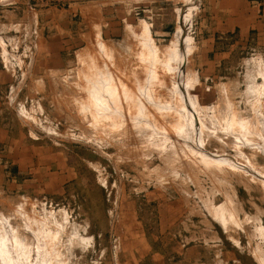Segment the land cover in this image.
<instances>
[{
  "label": "rangeland",
  "instance_id": "1",
  "mask_svg": "<svg viewBox=\"0 0 264 264\" xmlns=\"http://www.w3.org/2000/svg\"><path fill=\"white\" fill-rule=\"evenodd\" d=\"M88 1L47 90L21 94L16 164L0 145V263L264 264V11L159 0L101 27ZM92 70L138 92L119 125Z\"/></svg>",
  "mask_w": 264,
  "mask_h": 264
},
{
  "label": "crops",
  "instance_id": "2",
  "mask_svg": "<svg viewBox=\"0 0 264 264\" xmlns=\"http://www.w3.org/2000/svg\"><path fill=\"white\" fill-rule=\"evenodd\" d=\"M157 1L94 0L102 11L106 4L113 11L110 22H105L106 16L99 13L97 25L108 26L112 22L117 26L119 22L127 21L133 10L147 9ZM199 1L201 5L204 3ZM228 1L233 3L228 7L230 10L258 8V11H264V0ZM89 4L88 0H0V145L10 144L7 156L15 164L22 146V141L16 140L19 134L14 125L19 119L16 106L21 101V94L24 91L36 93L39 87L42 91L47 90L46 77L54 72L51 61L63 59L69 47L71 25L79 15L84 20L92 16L85 11ZM185 6L192 8L191 1L188 0ZM121 9L126 11L125 18L118 14ZM1 155L5 153L0 152Z\"/></svg>",
  "mask_w": 264,
  "mask_h": 264
},
{
  "label": "bare ground",
  "instance_id": "3",
  "mask_svg": "<svg viewBox=\"0 0 264 264\" xmlns=\"http://www.w3.org/2000/svg\"><path fill=\"white\" fill-rule=\"evenodd\" d=\"M189 15V14H188ZM186 19H188V18H186ZM146 27V26H145ZM147 28H149V27H147ZM150 30V29H149ZM149 30H148V32H149ZM148 34V33H147ZM147 34H146V36H147ZM145 35V34H144ZM101 36V35H100ZM148 36H149V34H148ZM147 36V37H148ZM143 37V36H142ZM147 37H145V39L147 38ZM181 37H183L182 35H181ZM149 38H151V37H149ZM101 41V40H100ZM147 41H148V39H147ZM151 41V40H150ZM177 41H179L178 39H177ZM102 43V42H101ZM180 43V41L177 43V45ZM102 44H104V43H102ZM153 44V43H152ZM6 45V44H5ZM106 45V43L104 44V46L103 47H106L105 46ZM146 45V44H145ZM175 45H176V43H175ZM177 45H176V47H177ZM102 47V48H103ZM146 47V46H145ZM154 47V46H153ZM176 47H175V49H176ZM180 46H178L177 48H179ZM147 48V47H146ZM155 48V47H154ZM101 49V48H100ZM99 49V50H100ZM108 49V48H107ZM152 49V48H151ZM104 50V49H103ZM154 50V49H153ZM158 50V49H157ZM156 50V51H157ZM170 50H171V48H170ZM155 51V50H154ZM154 51H151L152 53H154ZM156 51H155V53H156ZM177 51V50H176ZM175 51V52H176ZM179 51V50H178ZM107 52H108V50H107ZM143 52V51H142ZM104 53H105V50H104ZM145 53H147V51L145 52ZM151 53V54H152ZM103 54V53H102ZM112 54V53H111ZM144 54V53H143ZM148 54H150L149 53V51H148ZM150 54V55H151ZM158 56H157V58H159V54L158 53H156ZM165 54V53H164ZM164 54H163V56H164ZM168 54V53H167ZM170 54V53H169ZM172 54V53H171ZM178 54H180V52L178 53ZM146 55V54H145ZM144 55V56H145ZM154 54H152V56H153ZM176 55H177V52H176ZM176 55H172V56H176ZM86 56V55H85ZM107 56H108V54H107ZM141 56V55H140ZM143 56V55H142ZM141 56V57H142ZM142 57V58H145V57ZM155 56V55H154ZM153 56V57H154ZM168 56V55H167ZM178 56V55H177ZM153 57H152V61L150 60V62H153V60L156 58V57H154V59H153ZM166 57V56H165ZM169 57H170V55H169ZM107 58V57H106ZM108 58H111L110 57V53H109V57ZM164 58V57H163ZM171 58H173V57H171ZM170 58V59H171ZM179 58V57H178ZM97 59V58H96ZM113 59V58H112ZM146 59V58H145ZM148 59V58H147ZM166 59V58H165ZM165 59H163V60H165ZM168 59V58H167ZM98 60V59H97ZM143 60V59H142ZM160 60H161V58H160ZM110 61V60H109ZM144 61V60H143ZM146 61V60H145ZM144 61V62H145ZM148 61L149 60H147L146 62L148 63ZM159 61V60H158ZM162 61V60H161ZM166 61V60H165ZM165 61L163 62V63H165ZM168 62L169 61H171V60H167ZM173 61V60H172ZM87 62V61H86ZM92 62H93V60H92ZM176 62V61H175ZM114 63V62H113ZM153 63H156L157 64V60L156 61H154ZM162 62L160 63V64H163ZM180 63V62H179ZM95 64V63H94ZM94 64H92V65H94ZM100 64V63H99ZM158 64H159V62H158ZM166 64V63H165ZM108 65V64H107ZM113 65V64H112ZM151 65H152V63H151ZM151 65H149V67L151 66ZM168 65H169V63H168ZM99 66V65H98ZM102 66V65H101ZM116 66V65H115ZM153 66H154V64H153ZM167 66V65H166ZM171 66V65H170ZM170 66H168L169 68H170ZM95 67H97V65L95 66ZM94 66L92 67V68H95ZM105 67V69L107 68L106 66H104ZM147 67V66H146ZM155 67H157V65L155 66ZM102 68V67H101ZM152 69L154 68V67H151ZM167 68V67H166ZM173 68V67H172ZM171 68V69H172ZM137 69V68H136ZM146 70L148 69V68H145ZM152 69H151V71H152ZM157 69H158V67H157ZM157 69H155V70H157ZM160 69V68H159ZM97 70V69H96ZM101 70V69H100ZM104 70V69H103ZM108 70V69H107ZM121 70V69H120ZM155 70L153 69V72H155ZM165 70V69H164ZM118 71H119V69H118ZM109 72V71H108ZM121 72V71H120ZM145 72V71H144ZM83 73V72H82ZM105 73H106V70H105ZM146 73H148V71L146 72ZM149 73H151L150 72V70H149ZM148 73V74H149ZM156 73V72H155ZM86 74V73H85ZM91 78L95 81L94 82V86H93V84H92V93L90 94L91 95V103L94 105V106H97V109H100V110H97V111H100L99 112V115L101 114V112H102V110H103V114H104V110H105V114L107 115L106 117H104V118H107V120H109L110 121V119L112 120L113 118H111L113 115L114 116H116V114L117 113H119V111H120V108L122 109H126V111L128 110V112H129V110H132L131 109V105L132 104H136V102H134V103H132V99H134L135 98V96H137V94H138V92H134V91H132V88H131V90H130V88H128L127 86H126V84L125 83H123L124 82V80H122L121 82H120V80H119V82H114V80L115 79H111L108 75L109 74H104V75H102L101 73H100V71H95V70H92L91 71ZM120 74V73H119ZM158 74V73H157ZM84 75V74H83ZM105 75H107L108 76V78L107 77H103L102 78V76H105ZM112 75V71H111V74H110V76ZM116 75V74H115ZM151 75V74H150ZM118 76V75H117ZM116 76V77H117ZM123 76V75H122ZM125 76V75H124ZM148 76V75H147ZM155 76H156V74H155ZM79 77V76H78ZM84 77V76H83ZM151 77H153V79L154 80H156L155 78H154V74L153 75H151ZM119 78V77H118ZM140 78H141V76H140ZM149 78V77H148ZM157 78L159 79V77H158V75H157ZM121 79V78H120ZM127 79V78H126ZM145 79V81L147 80V78L145 77L144 78ZM128 81H129V79H127ZM138 80V79H137ZM152 80V79H151ZM162 80V79H161ZM190 80H191V78H190ZM142 81H143V79H142ZM149 81H150V79H149ZM158 81V80H157ZM92 82V81H91ZM140 82V81H139ZM89 83V82H88ZM137 83V82H136ZM145 83V82H144ZM158 83V82H157ZM191 83V82H190ZM129 84V83H128ZM138 84V83H137ZM159 84V83H158ZM86 85V84H85ZM140 85V84H139ZM138 85V86H139ZM151 85V84H150ZM153 85V84H152ZM151 85V86H152ZM156 85V84H155ZM154 85V86H155ZM134 86V85H133ZM145 86V85H144ZM146 86H149V83H148V85H146ZM146 86H145V91H147L148 92V88H146ZM150 86V87H151ZM157 86H155L154 88H156ZM80 88V87H79ZM85 88H86V86H85ZM91 88V87H90ZM89 88V89H90ZM137 88V87H136ZM141 89H139V90H141L142 91V89L144 88V87H140ZM158 88V87H157ZM144 90V89H143ZM151 90V89H150ZM156 90V89H155ZM155 90H151L150 91V94L152 93V91H153V93H154V91ZM90 91V90H89ZM138 91V90H137ZM145 91H144V95H145ZM88 92V91H87ZM146 92V94H148V95H150L149 93H147ZM175 92V91H174ZM142 93V92H141ZM156 94V93H155ZM143 95V94H142ZM143 95V96H144ZM154 95V94H153ZM110 96V97H109ZM147 96V95H146ZM151 96V95H150ZM157 96V95H156ZM175 96V95H174ZM140 98L142 97V96H139ZM139 97H137L138 98V100H139ZM145 97V96H144ZM154 97V96H153ZM146 98V97H145ZM152 98V97H151ZM155 99L157 98V97H154ZM153 98V99H154ZM130 99V101H131V103L132 104H129L130 102L129 101H127V100H129ZM147 99H149V98H147ZM153 99H152V101H153ZM159 99V98H158ZM176 100V99H175ZM135 101H137L136 99H135ZM148 101H150V100H148ZM125 102H127V105L125 104ZM129 102V103H128ZM139 102V101H138ZM140 102H141V99H140ZM146 102H147V100H146ZM144 103V102H143ZM147 103H149V102H147ZM139 104V103H138ZM140 104H142V102L140 103ZM150 104V103H149ZM144 105H145V103H144ZM158 105V104H157ZM92 106V105H91ZM127 106V107H126ZM141 106V105H140ZM140 106H138V107H140ZM146 106V105H145ZM133 107V106H132ZM134 107H136V109H137V106L135 105ZM147 107V106H146ZM162 107V106H161ZM85 107H83V109H84ZM88 108V107H87ZM94 109V108H93ZM96 109V108H95ZM122 109V110H123ZM135 109V110H136ZM107 110V111H106ZM134 110V109H133ZM141 110H143V106H142V108L140 109V111ZM180 110V109H179ZM96 111V110H95ZM125 111V110H124ZM123 111V112H124ZM138 111V110H137ZM163 111V110H162ZM85 112V111H84ZM122 112V111H121ZM133 112V111H132ZM135 112V111H134ZM133 112V113H134ZM142 112V111H141ZM147 112V111H146ZM95 113H97V112H94L93 111V115H95ZM137 113V112H136ZM92 114V113H91ZM102 114V115H103ZM123 114H125V113H123ZM135 114V113H134ZM137 114H139V113H137ZM97 115V114H96ZM120 115H122V113H120ZM131 115H132V113H131ZM145 115V114H144ZM103 116H105V115H103ZM136 116V115H135ZM138 116V115H137ZM97 117V116H96ZM117 117V116H116ZM116 117L113 119V120H119L120 119V117L119 118H117L116 119ZM124 117V116H123ZM143 117V116H142ZM101 118H103V117H100V118H98V121H102V123H103V121L104 120H101ZM108 118H110V119H108ZM125 118V117H124ZM123 118V119H124ZM144 118V117H143ZM146 118V117H145ZM153 118V117H152ZM122 119V118H121ZM127 119V118H126ZM134 119V118H133ZM136 119V118H135ZM142 119V118H141ZM112 120V121H113ZM118 120H117V122H118ZM188 120V119H187ZM108 121V122H109ZM111 121V123L112 124H114L115 122L113 121L112 122ZM131 121V120H130ZM116 122V123H117ZM133 122V121H132ZM96 123V122H95ZM107 123V122H106ZM115 123V124H116ZM126 123V122H125ZM137 123V122H136ZM104 124V123H103ZM115 124L113 125V126H115ZM118 124V123H117ZM140 124V123H139ZM149 124V123H148ZM91 125V124H90ZM98 125V124H97ZM119 125V124H118ZM129 125V124H128ZM93 126V125H92ZM123 126H125V125H123ZM127 126V125H126ZM134 126V125H133ZM148 127H149V125H147ZM128 127V126H127ZM135 127V126H134ZM138 127V126H137ZM143 127V126H142ZM106 128V127H105ZM110 128V127H109ZM140 128V127H139ZM183 129V128H182ZM94 130V129H93ZM144 130H145V128H144ZM147 130H149V129H147ZM187 130V129H186ZM102 131V130H101ZM128 131V130H127ZM96 132V131H95ZM130 132V131H129ZM149 132V131H148ZM176 132V131H175ZM260 133V132H259ZM179 134V133H178ZM183 134V133H182ZM94 135V134H93ZM181 135V134H180ZM261 135V134H260ZM171 137V136H170ZM168 143V142H167ZM188 157V156H187ZM189 161H190V159H189ZM222 207V206H221ZM224 208V207H223ZM218 210V209H217ZM219 210L221 211V210H223V209H220L219 208ZM20 211V210H19ZM220 211H218V212H220ZM221 213V212H220ZM220 215V214H219ZM221 215H222V213H221ZM218 216V215H217ZM223 216H224V214H223ZM225 217V216H224ZM225 219H227V218H225ZM27 219H25V221H26ZM224 220V219H223ZM228 221V220H227ZM34 222V221H33ZM221 222H222V220H221ZM2 223V222H1ZM30 223V222H29ZM224 224H226V223H224ZM228 224V223H227ZM226 224V225H227ZM9 226V225H8ZM27 226V225H26ZM31 226V225H30ZM34 226V225H33ZM35 227V226H34ZM40 230V229H39ZM44 230V229H43ZM49 230V229H48ZM35 231V230H34ZM37 231V230H36ZM42 231V230H41ZM38 232V231H37ZM43 233V232H42ZM47 233V232H46ZM1 234V233H0ZM10 235V234H9ZM47 235V234H46ZM10 236H12V235H10ZM52 236V235H51ZM56 237V236H55ZM54 237V238H55ZM4 238V237H3ZM9 238V237H8ZM11 239V238H10ZM15 239V238H14ZM41 239V238H40ZM40 239H39V241H40ZM43 239V238H42ZM16 240V239H15ZM22 240V239H21ZM43 241V240H42ZM45 241V240H44ZM4 242H6V241H4ZM46 242V241H45ZM8 243H10V242H8ZM27 243V242H26ZM39 243V242H38ZM49 243H52V242H49ZM3 243L1 242V245H2ZM4 244H6V243H4ZM20 244V243H19ZM10 245V244H9ZM30 245V244H29ZM5 246L6 245H4V248H5ZM8 246V245H7ZM7 246H6V249L4 250V248H2L5 252H7L8 251V248H10V247H8L7 248ZM24 246V245H23ZM31 246V245H30ZM40 246V245H39ZM45 246V245H44ZM49 246H51V245H49ZM25 247V246H24ZM27 248V247H26ZM41 248V247H40ZM0 249H1V247H0ZM13 249V248H12ZM12 249H11V251H12ZM43 249V248H42ZM49 249V248H48ZM16 250V249H15ZM27 250V249H26ZM47 250V249H46ZM9 251H10V249H9ZM8 251V252H9ZM50 252H51V250H50ZM12 253H13V251H12ZM42 253H43V251H42ZM5 254V253H4ZM40 254V253H39ZM50 254V253H49ZM8 255H9V253H8ZM41 255V254H40ZM3 256V255H2ZM7 256V255H6ZM20 256V255H19ZM48 256V255H47ZM14 257V256H13ZM1 258V257H0ZM16 258V257H15ZM4 259V258H3ZM8 260V259H7ZM6 260V261H7ZM20 260H21V258H20ZM263 260V259H262ZM11 261V260H10ZM13 262V261H12ZM16 263V262H15ZM32 263V262H31ZM263 263H264V261H263ZM1 264V263H0ZM5 264V263H4ZM12 264V263H11ZM25 264H30V263H25ZM45 264V263H44ZM49 264V263H48Z\"/></svg>",
  "mask_w": 264,
  "mask_h": 264
}]
</instances>
